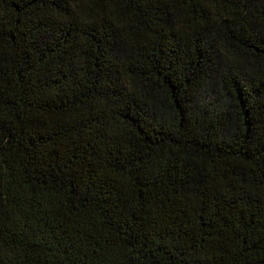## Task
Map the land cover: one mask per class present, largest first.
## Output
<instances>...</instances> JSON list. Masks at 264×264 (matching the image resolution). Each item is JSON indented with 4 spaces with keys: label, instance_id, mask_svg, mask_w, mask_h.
Wrapping results in <instances>:
<instances>
[{
    "label": "trees",
    "instance_id": "obj_1",
    "mask_svg": "<svg viewBox=\"0 0 264 264\" xmlns=\"http://www.w3.org/2000/svg\"><path fill=\"white\" fill-rule=\"evenodd\" d=\"M0 264H264V0H0Z\"/></svg>",
    "mask_w": 264,
    "mask_h": 264
}]
</instances>
